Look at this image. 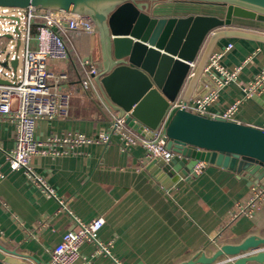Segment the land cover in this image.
I'll return each mask as SVG.
<instances>
[{
    "label": "crops",
    "instance_id": "1",
    "mask_svg": "<svg viewBox=\"0 0 264 264\" xmlns=\"http://www.w3.org/2000/svg\"><path fill=\"white\" fill-rule=\"evenodd\" d=\"M153 9L156 17L178 18H223L227 10L192 2L157 3ZM243 20L234 18L232 27L264 34V23ZM36 31L29 41L32 48ZM21 37H14L19 53L26 41L25 34ZM68 37L72 48L99 70L98 34L71 32ZM230 43L234 48L222 61L228 68L242 67L239 83L222 89L209 110L223 115L239 101L232 121L264 128V90L246 97L241 88L264 69V44L223 41L214 51ZM18 61L16 69L8 70L20 78L22 62ZM50 71L54 76H68L62 86L71 95V103L66 117L37 121L35 137L41 146L31 161L32 175L24 169L13 170L7 162L6 153L15 147L17 126L13 115L0 116L1 245L39 261L20 258L29 264H49L51 251L77 221L87 224L99 216L105 224L98 240L104 246L111 244V256L87 242L74 264H184L202 253L212 256L222 245H238L252 235L264 237V206L243 213L256 185L247 171L238 172V165L231 170L208 163L201 175L195 176L192 170L186 178L182 174L187 166L181 164L172 178L162 175L141 143L126 146L120 135L112 134V116L97 94L84 91L80 66L70 60L54 61ZM205 84L210 90L215 88L209 79ZM77 136L92 143L67 141ZM102 136H109V142L102 144Z\"/></svg>",
    "mask_w": 264,
    "mask_h": 264
},
{
    "label": "water",
    "instance_id": "2",
    "mask_svg": "<svg viewBox=\"0 0 264 264\" xmlns=\"http://www.w3.org/2000/svg\"><path fill=\"white\" fill-rule=\"evenodd\" d=\"M161 2H192L226 7L221 18L210 15L156 17L153 5ZM65 11L87 17L96 27L102 65L95 76L99 91L118 118L143 134L165 126L168 148L175 158L159 164L160 173L172 178L184 164L188 178L198 161L247 171L264 186V130L222 117L210 118L185 109L170 111V103L209 93L205 73L209 59L221 40L236 39L264 44V34L233 28V19L264 23V0H0V7ZM14 34L22 35L20 18ZM12 34L0 37L11 39ZM5 51L1 50L0 55ZM12 51L0 61L7 70ZM18 60H10L16 69ZM189 63H196L191 75ZM2 75V72H0ZM212 81V80H211ZM0 84H9L0 76ZM214 84V83H213ZM215 86V84H214ZM264 245V237L252 235L241 244H225L212 256L205 253L184 264H264V252L230 258ZM23 256L0 244V264H29ZM27 257V258H25ZM142 264V263H139Z\"/></svg>",
    "mask_w": 264,
    "mask_h": 264
},
{
    "label": "built area",
    "instance_id": "3",
    "mask_svg": "<svg viewBox=\"0 0 264 264\" xmlns=\"http://www.w3.org/2000/svg\"><path fill=\"white\" fill-rule=\"evenodd\" d=\"M16 17L20 18L21 36L25 34L26 41L21 53L15 47L10 46L9 50L12 52L16 50V55L11 54L9 67L11 68L10 60H21V76L18 78L14 72L2 69L5 72L2 73L1 78L7 80L9 84H0V116L13 115L17 126L15 147L11 153H6V160L13 170L24 169L27 174L32 175L31 161L39 153L41 146L35 137L37 121L40 119L52 121L68 115L71 95L63 91L62 86V83L68 80V76L66 74L54 76L51 73L50 63L54 61L70 60L75 66H80L84 73V78L81 80L84 91L87 95L93 93L100 97L103 106L112 116V134L120 135L126 146L141 143L147 149V158L150 161L156 160L169 164L175 158L176 154L168 148L164 125L152 131L150 137H147L148 129L145 130L144 135L133 133L132 129L126 125L125 119L118 118L100 96L95 81V76L98 74L97 67L88 59L82 58L72 48L68 37L71 32L97 34L96 27L87 17L65 11L39 9L33 6L27 8L0 7V26L4 29L3 32H0V37L12 34L13 37L9 39L10 43L14 37H18L14 34L16 22L12 20ZM34 29L37 30L36 47L32 48L29 41ZM20 38L22 39V37ZM233 48L234 45L230 43L225 48L214 51L209 59L205 73L211 78L215 88L205 96L191 99L187 103L180 99L170 103L171 112L185 109L201 116L210 118L219 116L232 121L239 101L233 103L223 115L212 113L209 107L217 101L222 89L231 83H239L242 67L228 68L222 61L223 57ZM189 64L191 75L196 63ZM76 69L78 70V68ZM78 73L82 77L80 71ZM241 88L246 97H252L264 90V69L254 80L245 83ZM262 129L264 130V128ZM109 140V136H102L101 143H107ZM67 141L70 144L92 143L91 140H85L79 136L69 138ZM207 164L205 161H198L193 169V174L201 175ZM262 206H264V186L256 184L243 213L251 214ZM104 224L105 220L100 216L87 224L77 221L76 226L64 234L62 241L51 251L49 264H74L80 257L82 245L87 242L96 243L100 253L111 256V244L104 246L98 240L99 232ZM262 252H264V245L229 260L234 261L239 257L257 255Z\"/></svg>",
    "mask_w": 264,
    "mask_h": 264
},
{
    "label": "rangeland",
    "instance_id": "4",
    "mask_svg": "<svg viewBox=\"0 0 264 264\" xmlns=\"http://www.w3.org/2000/svg\"><path fill=\"white\" fill-rule=\"evenodd\" d=\"M161 3H164V2H161ZM158 4H159V3H158ZM223 16H225V14H223ZM243 21L246 22V24H249V23L256 24V22H257V23H260V22H258V21L250 20V19H244ZM261 23H263V22H261ZM3 31H4V29L0 26V32H3ZM15 39H16V38H13V40H11V41H12L11 43L9 42V40H6V39H4V38L0 39V51H1V50L5 51V53L2 54V57L0 58V60H2V58L5 57L6 53L9 51L10 46H13V47L16 48V46H17V42H16ZM234 40H236V39H224V40H221L220 42H223V41H233V42H234ZM225 46H227V45H225ZM98 48H99V51H101V49H100V45H99ZM12 54H13V55H16V50H14V51L12 52ZM6 71L10 72V70H8V69H7ZM0 72L4 73L5 71H2V70L0 69ZM0 76H1V75H0Z\"/></svg>",
    "mask_w": 264,
    "mask_h": 264
}]
</instances>
